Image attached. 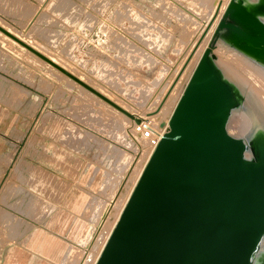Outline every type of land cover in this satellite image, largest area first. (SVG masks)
<instances>
[{"label": "rangeland", "instance_id": "obj_1", "mask_svg": "<svg viewBox=\"0 0 264 264\" xmlns=\"http://www.w3.org/2000/svg\"><path fill=\"white\" fill-rule=\"evenodd\" d=\"M19 1L0 0V118L13 120L15 128L13 153L5 159L0 180V264H17L18 246L12 245L18 242L36 257L32 264H62L72 247H84L92 210L110 193L104 173L121 167L127 154L132 164L141 150L138 137L126 135L130 124L96 89L134 107V113L156 109L161 84L172 81L215 0H38L34 6ZM247 28L225 10L202 56L208 52V59L220 39H234V32ZM71 29L88 40L106 39V46L113 39L115 50L108 55L106 48L105 60L80 55ZM208 65L221 81L209 60ZM226 106L227 111L236 107L232 95ZM85 164L77 188L80 211L72 213L62 209L63 199L55 194L74 181L68 168L77 175ZM33 169L53 179L54 192H47L46 199L33 195L45 194L18 174L21 170L24 179L33 178Z\"/></svg>", "mask_w": 264, "mask_h": 264}, {"label": "water", "instance_id": "obj_2", "mask_svg": "<svg viewBox=\"0 0 264 264\" xmlns=\"http://www.w3.org/2000/svg\"><path fill=\"white\" fill-rule=\"evenodd\" d=\"M227 13L264 40V24ZM208 52L169 119L96 264H240L264 209V168L225 131L224 88Z\"/></svg>", "mask_w": 264, "mask_h": 264}, {"label": "bare ground", "instance_id": "obj_3", "mask_svg": "<svg viewBox=\"0 0 264 264\" xmlns=\"http://www.w3.org/2000/svg\"><path fill=\"white\" fill-rule=\"evenodd\" d=\"M235 3L257 19V21L264 24V0H236ZM229 4L230 0H215L212 4L209 18H206L207 20L205 22L203 21V25L200 27L197 34H194L195 37L193 40L191 38V42L188 43L185 55L183 54L184 60L175 71L174 76L172 75V81L170 80L166 86H164L166 83L161 84L160 89L164 87V91H162L163 89L161 90L163 96L160 97V102L153 111H148L144 114L134 113L132 110L134 107L131 108L125 101H123L125 103L116 101L108 92L106 93L100 87V90H98V88L96 89L109 99V101L111 100L113 105L101 98L99 100H103L105 104L110 106L124 118L123 121L125 120L127 122L126 124H130L131 127L125 128L126 135L128 136V134H130L129 136L131 137V134L134 133L132 135L137 136L141 142V150L139 149L140 152L136 155L137 157L132 164L130 163L131 157L127 154L130 158L127 157L122 159L123 162L121 167L117 168L114 172L104 173L105 179L108 180L107 187L110 193L105 195L107 197H104V203L98 210H92L91 214H95V216L90 218L88 225H86L83 230L82 239L84 247L78 246L79 244L76 247H72L65 254L62 264L97 263L113 230L120 221L125 206L141 173L155 149L154 143L143 138L140 131L137 129L146 123L155 130L158 136H160L166 128H169V119L180 98L181 88L192 75L212 38L214 27L219 23ZM241 32L242 34L234 32V39H220L216 48L212 49V52L209 54L208 60L220 74L221 81H219V83L224 88V128L226 133L236 136L237 141L242 144L243 159L246 162L264 168V40L253 39L252 37H257L259 34L256 31H252L250 28L243 31L241 30ZM187 34L188 33H186V35ZM10 41H12V39H10ZM91 85L93 86V84ZM92 88H94V86ZM229 95H232L236 99V107L232 111H227L226 108ZM152 100L154 101V99H151V101ZM229 113L232 115V122H230ZM228 121L229 127L227 126ZM130 129L132 130L129 131ZM123 153L125 152H122L120 156H122ZM37 172L38 170L33 169V179L36 178ZM18 174H20L22 181L30 182L31 178L24 179L21 170ZM71 245L69 247H71ZM240 264H264V209L256 226L251 243Z\"/></svg>", "mask_w": 264, "mask_h": 264}, {"label": "crops", "instance_id": "obj_4", "mask_svg": "<svg viewBox=\"0 0 264 264\" xmlns=\"http://www.w3.org/2000/svg\"><path fill=\"white\" fill-rule=\"evenodd\" d=\"M12 1V0H11ZM19 0H15V2H17ZM2 2L4 4H6V2H10V0H2ZM19 2H23L24 4H28L31 6L35 5V2L37 3L38 0H20ZM72 30V36L75 38V46L78 44V42H80L83 38L80 37L79 35H82L81 32H78V29H71ZM83 36V35H82ZM81 39V40H80ZM113 39L110 41V48L112 50H115L114 45L113 44ZM112 42V43H111ZM116 52V51H115ZM12 120V119H11ZM13 120L12 121H7L5 119L0 118V180L2 178V175L4 173V168H5V159L8 156H12V151H13V143H14V138H13V133L15 128L12 127L13 125ZM12 127V128H11ZM6 132H8L6 134ZM88 164V163H87ZM85 164L82 167V170L78 172V174L74 175V170L71 169L72 167L68 168V173L69 175H73V179L74 181H72V184H68L67 186H65L63 188L62 194L57 192L55 194V197L57 198V200L63 199L64 202V206L62 209L68 210L72 213L75 212H79L80 211V206H78V182L79 180H83V173H84V169L86 168ZM40 171L38 170L37 174H36V178L30 179V183L32 186L36 187L37 189L41 190L45 195L42 194H37L32 192L33 195L37 196V197H42L43 199L47 198V192L51 191V193H53L54 191L52 190V188L50 187L52 185L53 179L50 176H47L45 174H43V176L39 175ZM34 184V185H33ZM50 189V190H49ZM53 191V192H52ZM53 206H57V203H51ZM61 204V203H60ZM62 205V204H61ZM17 245V249H18V253H19V258L17 259V264H32V261H34L36 259V257L34 255H30L28 253V251L24 248L22 249L20 243H14L12 246ZM6 252V250H5ZM4 252V254H5ZM4 261V259H3Z\"/></svg>", "mask_w": 264, "mask_h": 264}, {"label": "built area", "instance_id": "obj_5", "mask_svg": "<svg viewBox=\"0 0 264 264\" xmlns=\"http://www.w3.org/2000/svg\"><path fill=\"white\" fill-rule=\"evenodd\" d=\"M106 44H107L106 39H96L92 41V40L85 39L83 37V39L80 42H78V44L76 45V48L78 50V54L80 55L82 53L83 55L85 54L86 56H89L90 59L93 58L96 60L97 59L105 60L106 59V56H105L106 48H109L108 55H111L112 53V49L109 47L110 45L106 46ZM102 57H105V58H102ZM96 60H93V61H96ZM137 130L140 131V134L143 138L148 139L151 142H153L154 147L156 148V146L158 145L159 141L162 139L164 134L168 132L169 128H166V130L160 136H158L155 130H153L151 126L146 123Z\"/></svg>", "mask_w": 264, "mask_h": 264}]
</instances>
